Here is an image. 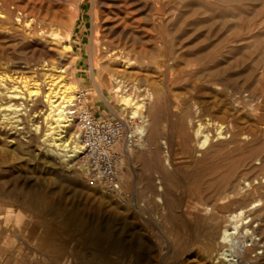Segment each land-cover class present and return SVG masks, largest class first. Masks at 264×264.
Here are the masks:
<instances>
[{
	"label": "rangeland",
	"instance_id": "374dc122",
	"mask_svg": "<svg viewBox=\"0 0 264 264\" xmlns=\"http://www.w3.org/2000/svg\"><path fill=\"white\" fill-rule=\"evenodd\" d=\"M0 7V264H213L207 246L219 245L228 214L254 204L246 239L257 242L243 262L264 264V0ZM71 27L59 51L40 36ZM114 51L133 62L114 75L121 82L105 69ZM49 75L68 83L69 95L87 92L82 104L97 117L129 116L117 81L141 97L155 94L137 113L149 122L145 150H125L118 165L125 204L88 183L82 154L66 161L48 151L50 110L43 94L34 102L29 93L58 90ZM14 90L19 98L9 96ZM200 126L196 137H210L203 150L194 137Z\"/></svg>",
	"mask_w": 264,
	"mask_h": 264
},
{
	"label": "bare ground",
	"instance_id": "6f19581e",
	"mask_svg": "<svg viewBox=\"0 0 264 264\" xmlns=\"http://www.w3.org/2000/svg\"><path fill=\"white\" fill-rule=\"evenodd\" d=\"M79 6H81V5H79ZM0 12H2V7H0ZM17 23L23 27L29 28L30 31L36 30V28L34 26H32V24L27 23V21H24L23 19L18 18ZM72 30H73V27H71L63 35L55 29L42 30V31H40V36L42 37V39H44V41H47L48 43L49 42L52 43L53 48L56 49V51L57 50L59 51L60 50V47H59L60 40L61 39H69L71 37ZM29 34H31V33H29ZM31 36H32V34H31ZM31 36H29V37H31ZM70 48H71L70 46L66 47V49H68V50ZM120 53H122V52L120 51ZM110 58L112 59V62H113V64L111 65L112 68L109 65H106L105 69H107V70L112 69L113 76L116 75L117 73L127 74L130 72V68L133 65V62L131 61V59H127V58L124 59L119 54H117L115 51L110 53ZM46 66H48V65H45V67ZM53 68H55V67H49L48 66V69H44V70H46V72H48L50 70L53 71ZM60 71L63 72V70H60ZM49 77H50V75H49ZM58 78L59 77H55V78L50 77V80H49V82H51V85L52 84H54L56 86L60 85V88L58 90L55 91L54 88H49L48 89L49 92H47V91L46 92L45 91L40 92L39 90H37V91L33 90L29 93V95H30L32 101H34V102L42 94L46 98L44 101L47 103L50 112L44 118L45 130H44L43 140L45 142H47L46 144H48L50 147V149H48V151H52L53 153L60 156L63 160L71 161V160H74L76 157H78L79 156L78 154H82L83 150H84L82 140L80 139L79 129L72 131V128H73L72 127V125H73L72 121L75 120L74 116L72 115L73 108H74V106H78L79 104H81V102L80 103L76 102V99H77L76 95L73 96L72 93L69 95V93L72 92L71 90L73 88L69 87L70 85L68 83H64L65 82L64 80H62V79L58 80ZM114 79L117 80L118 78L116 76H114ZM119 81H117L118 83H117V88H116L115 92L117 93V96H119V100L122 102V105L125 106V110H127V115H129V116H126V117L127 118H135L139 115H142V117H140V118H142L144 124H142L140 126L139 130H140V134H145V136H146L147 126L149 125V122L145 123L144 118H146V117L144 116V113H140V114H137V113L144 111V108L146 111L147 110L146 104L151 105L156 100V96L153 92H148V94L141 97V93H136L137 88L133 84L130 85L129 87H127L128 84L123 85V82H122V84H120L121 81L120 82ZM122 86H123V88H124V86L126 87L125 90L122 88ZM122 89L124 90V93L122 95H118V92L122 91ZM15 91L16 90L10 91L12 94L9 96L19 98V92L16 93ZM6 93H7V91H6ZM6 108H9V109L11 108V110L13 109L12 112H14L15 114L17 113V110H18V109H16L15 106L13 107V104L7 105ZM0 110H1V105H0ZM9 113H11V111ZM6 116L7 115L5 114V117ZM146 116H148V115H146ZM10 119H11V117H10ZM12 119H13V117H12ZM47 119H51V122L48 123ZM35 127H36L35 129H37L39 131L41 130L39 124H36ZM202 133H203V128L200 126L196 131H194V137H196V135L202 134ZM218 135H219V138H224L223 133L221 131H219ZM196 139L198 140L199 150L206 149V147L208 146L209 140H210L209 135H204V138H197L196 137ZM146 144L147 143H144V139H143V142H141L139 144V146H141L143 149V148H145ZM149 146H150V144H149ZM147 149H149V148L147 147ZM143 150H145V149H143ZM166 152H168V151H166ZM163 153H164V151H163ZM140 154L138 156H140ZM139 159H140V157H139ZM159 159H161V158H159ZM148 161L150 163V162H152V159L149 158ZM164 164L167 166H170V159H169L167 154L164 155ZM149 166L152 167L151 164ZM254 180H256V179H254ZM247 185H249V183H247ZM158 199L162 200L160 196L158 197ZM257 205L258 204H254L251 208H255V207H257ZM207 209H209V208H207ZM250 209H243L242 208V209H239L238 211L231 212L228 214L227 224H226L225 228L221 230L219 238H218V240H219L218 244L219 245L217 246V244L209 243V245L207 246L211 250V253L213 254L212 258H211L213 264H244L243 257H245V254L247 252H249L250 247H252L254 245V243L257 242V241H255V239H253V237H252V239H250V242H248L246 239L247 237H249L250 233L252 234L254 232L250 229L251 218L249 217V214L247 213V212H249ZM261 253H262V251H261ZM259 254H260V252H259ZM245 264H246V262H245Z\"/></svg>",
	"mask_w": 264,
	"mask_h": 264
},
{
	"label": "built area",
	"instance_id": "2783aa9c",
	"mask_svg": "<svg viewBox=\"0 0 264 264\" xmlns=\"http://www.w3.org/2000/svg\"><path fill=\"white\" fill-rule=\"evenodd\" d=\"M87 92L78 91L72 115L79 128L84 146L82 160L85 166L86 179L89 184L98 186L107 194L126 203L123 184L119 176L118 165L123 152L137 148L145 134H140L142 118H105L97 117L84 106L82 101Z\"/></svg>",
	"mask_w": 264,
	"mask_h": 264
}]
</instances>
